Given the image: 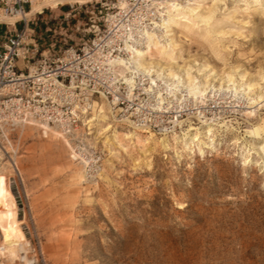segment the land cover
<instances>
[{
    "label": "rangeland",
    "instance_id": "obj_1",
    "mask_svg": "<svg viewBox=\"0 0 264 264\" xmlns=\"http://www.w3.org/2000/svg\"><path fill=\"white\" fill-rule=\"evenodd\" d=\"M117 1L57 0L28 18L38 17L43 47L58 52L89 37ZM202 8L203 20L184 18L170 36L180 64L210 74L205 97L216 93L222 111L203 121L212 135L196 119L145 132L103 101L82 150L73 149L83 161L37 125L6 127L0 247L28 241L34 264H264V102L246 105L227 80L242 73L264 84V0H203ZM91 160L100 169H87Z\"/></svg>",
    "mask_w": 264,
    "mask_h": 264
},
{
    "label": "built area",
    "instance_id": "obj_2",
    "mask_svg": "<svg viewBox=\"0 0 264 264\" xmlns=\"http://www.w3.org/2000/svg\"><path fill=\"white\" fill-rule=\"evenodd\" d=\"M161 1L167 0H118L99 26L92 25L89 37L57 52L43 47L38 17L24 16L32 0H0V124L13 127L34 118L56 127L81 151L89 116L102 101L121 120L158 134L170 132L180 121L220 117L216 93L199 101L142 75L130 84L111 67L112 58L142 46L145 31L161 17ZM12 16L19 18L6 21ZM87 166L100 169L97 160Z\"/></svg>",
    "mask_w": 264,
    "mask_h": 264
},
{
    "label": "bare ground",
    "instance_id": "obj_3",
    "mask_svg": "<svg viewBox=\"0 0 264 264\" xmlns=\"http://www.w3.org/2000/svg\"><path fill=\"white\" fill-rule=\"evenodd\" d=\"M57 0H44V2L39 4L32 3L30 9L26 10L25 17L28 18L32 13L36 12L40 7L48 4H52ZM77 2H82V0H75ZM122 0H120L121 2ZM184 1V0H182ZM212 6H215L222 0H211ZM161 17L155 23V27L145 31L144 42L142 46L129 49L128 55L126 57H114L110 60L111 67L124 77L125 81L133 84L136 81V77L147 76L148 80L151 83H155L156 80H161L169 89V92H179L184 90L190 97L194 99L195 96L201 97L197 99L199 101H204L207 88L210 84L209 75H206L204 78H199L198 76L192 75L191 67L180 64L176 57L179 55L180 47L174 40L172 34L174 25H181L182 19L188 17H198L201 20L205 18L204 13L202 12L203 0H195L193 2H184L180 3L179 1H161L160 3ZM210 15L213 13V8L208 12ZM19 18V16H12L5 18L9 23H13ZM2 18H0L1 20ZM153 53H156L158 58L153 57ZM210 67L204 66V70H209ZM213 74V72H212ZM239 79L233 75L227 76V80L232 83V92L237 93L241 92L243 98L246 100V105L249 104H260L264 102V84L260 85L258 82H248L244 79L242 73L238 74ZM264 81V77L262 78ZM178 86L184 87L178 89ZM212 90H216L215 87H212ZM252 93V94H251ZM209 96V95H208ZM103 102V101H102ZM106 102V101H105ZM256 106V105H255ZM111 107V106H110ZM247 107V106H246ZM251 107V106H250ZM254 107V105L252 106ZM104 110L100 107L99 112ZM254 110H249L252 112ZM103 116V115H102ZM127 119V118H124ZM92 120V119H91ZM88 120V123L91 121ZM128 120V119H127ZM203 120L201 122L206 126L204 132L208 133L209 136L213 133V124L211 122L203 121H213ZM131 122L130 120H128ZM181 122V121H180ZM178 122V123H180ZM37 125L39 126L45 134L51 133L56 137H61L66 144L70 147L72 153L79 159H84L78 155L72 147L69 139L64 133L58 130L56 127L47 125L40 121L35 120L34 118L25 120L13 127L19 125ZM132 124V123H131ZM110 126V125H109ZM135 126V125H134ZM7 126L5 124H0V131L4 132V129ZM139 129V127L135 126ZM108 128V127H106ZM196 127L191 126L189 130H193ZM141 130V129H140ZM145 132H152L147 130H142ZM257 131V128H256ZM255 131V132H256ZM153 133V132H152ZM208 137L211 141L213 137ZM198 137H191V140H198ZM203 143L204 148H209L210 145L200 140ZM263 155L264 148L262 147ZM83 173V178H84ZM85 179V178H84ZM30 249V243L25 241L18 245H9L0 247V257L7 258L10 263H16L17 261L23 264H34V260L27 257V252Z\"/></svg>",
    "mask_w": 264,
    "mask_h": 264
}]
</instances>
